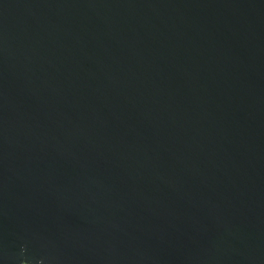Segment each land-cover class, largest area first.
<instances>
[{"label":"water","instance_id":"1","mask_svg":"<svg viewBox=\"0 0 264 264\" xmlns=\"http://www.w3.org/2000/svg\"><path fill=\"white\" fill-rule=\"evenodd\" d=\"M0 264H264V0H0Z\"/></svg>","mask_w":264,"mask_h":264}]
</instances>
